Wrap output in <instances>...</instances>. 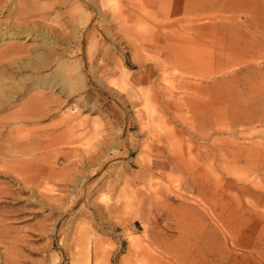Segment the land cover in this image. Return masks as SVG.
Returning a JSON list of instances; mask_svg holds the SVG:
<instances>
[{
  "label": "rangeland",
  "instance_id": "obj_1",
  "mask_svg": "<svg viewBox=\"0 0 264 264\" xmlns=\"http://www.w3.org/2000/svg\"><path fill=\"white\" fill-rule=\"evenodd\" d=\"M0 264H264V0H0Z\"/></svg>",
  "mask_w": 264,
  "mask_h": 264
},
{
  "label": "crops",
  "instance_id": "obj_2",
  "mask_svg": "<svg viewBox=\"0 0 264 264\" xmlns=\"http://www.w3.org/2000/svg\"><path fill=\"white\" fill-rule=\"evenodd\" d=\"M210 5L215 8L223 7L224 0H207V7H209Z\"/></svg>",
  "mask_w": 264,
  "mask_h": 264
},
{
  "label": "bare ground",
  "instance_id": "obj_3",
  "mask_svg": "<svg viewBox=\"0 0 264 264\" xmlns=\"http://www.w3.org/2000/svg\"><path fill=\"white\" fill-rule=\"evenodd\" d=\"M35 6H38V5L35 4ZM39 7H41V6H39ZM31 10H32V7H30L29 11H27V12H26V11H23V12H25V13H21V12H20V13H21L22 15H23V14L26 15V14L30 13ZM14 13H15V12H14ZM15 14H16V13H15ZM12 22H13V21H12ZM24 26H25V25H24ZM16 27H17V26H16ZM46 45H47V44H46ZM21 50H23V47H21V46H20V47H15V48L13 49V51H15V52H17V51H21ZM42 61L44 62L45 60H42Z\"/></svg>",
  "mask_w": 264,
  "mask_h": 264
}]
</instances>
